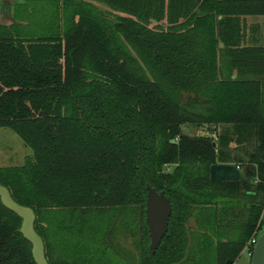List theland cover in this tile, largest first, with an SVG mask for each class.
<instances>
[{
  "label": "trees",
  "instance_id": "1",
  "mask_svg": "<svg viewBox=\"0 0 264 264\" xmlns=\"http://www.w3.org/2000/svg\"><path fill=\"white\" fill-rule=\"evenodd\" d=\"M17 1L27 27L0 20V129L32 155L0 184L34 210L48 263L236 262L264 231V21L249 24L264 0ZM203 126L222 131L184 135ZM216 164L240 180L212 182ZM148 187L172 206L155 253ZM21 226L0 199V264H36Z\"/></svg>",
  "mask_w": 264,
  "mask_h": 264
},
{
  "label": "water",
  "instance_id": "2",
  "mask_svg": "<svg viewBox=\"0 0 264 264\" xmlns=\"http://www.w3.org/2000/svg\"><path fill=\"white\" fill-rule=\"evenodd\" d=\"M220 47L223 44L220 42ZM184 135L194 138L189 133ZM176 143V141H172ZM210 177L212 182H238L241 178L240 170L233 164H216L211 167ZM0 199L4 207L15 213L21 220L20 233L32 245V256L36 264H49L46 258V249L43 238L37 233L35 225L37 216L33 209L18 204L12 197L10 191L0 184ZM172 206L170 199L165 192H157L148 187L146 201V223L148 225L153 253L157 251L163 239L166 237ZM229 264H232L230 261ZM251 264H264V232L260 234L257 244L254 246V253Z\"/></svg>",
  "mask_w": 264,
  "mask_h": 264
},
{
  "label": "rangeland",
  "instance_id": "3",
  "mask_svg": "<svg viewBox=\"0 0 264 264\" xmlns=\"http://www.w3.org/2000/svg\"><path fill=\"white\" fill-rule=\"evenodd\" d=\"M100 8L102 10H107L104 6H100ZM35 12L39 15V12L41 11L40 10L38 11L37 9ZM251 19H255L256 24H257V17H252ZM252 29L249 32V34L255 38L256 36H258L257 35L258 31L252 30ZM262 29H263L262 33L264 35V27ZM224 47L225 46L223 44V47H220V48L223 49ZM216 130L218 134L215 133ZM216 130L214 126L212 127L203 126L202 128H192V129L185 128L184 133H189L194 136H200V137H212L215 139L218 137L219 133L222 131V128L218 126ZM234 146L235 145H233V147ZM31 155H32L31 149L24 145L23 141L17 134H15L13 131L9 129H0V167L22 166L24 165L26 158ZM165 169L167 172H171L173 170V167L167 166ZM260 234L261 233L257 232L255 233L253 237L255 236L259 237ZM111 256L112 258L115 257L116 259V260L111 259L112 260L111 263L114 262V264H121L120 260H118L117 258L118 253L116 255H111ZM121 259L123 260L124 257H121ZM251 261L252 259L248 256V253L245 249L242 255L240 256V258L233 264H251Z\"/></svg>",
  "mask_w": 264,
  "mask_h": 264
},
{
  "label": "crops",
  "instance_id": "4",
  "mask_svg": "<svg viewBox=\"0 0 264 264\" xmlns=\"http://www.w3.org/2000/svg\"><path fill=\"white\" fill-rule=\"evenodd\" d=\"M23 4L21 1L17 0H0V20L5 25H11L13 23H18L19 25H22L23 27H27L28 23L21 21V20H15V12L19 5ZM249 18V24H255L256 20ZM264 18H257L258 22H263ZM264 45V40L262 42Z\"/></svg>",
  "mask_w": 264,
  "mask_h": 264
},
{
  "label": "built area",
  "instance_id": "5",
  "mask_svg": "<svg viewBox=\"0 0 264 264\" xmlns=\"http://www.w3.org/2000/svg\"><path fill=\"white\" fill-rule=\"evenodd\" d=\"M240 170V167H237ZM257 240H258V236H255L251 239V241L249 242L246 251L248 253V256L252 259L253 257V253H254V246L257 244Z\"/></svg>",
  "mask_w": 264,
  "mask_h": 264
},
{
  "label": "flooded vegetation",
  "instance_id": "6",
  "mask_svg": "<svg viewBox=\"0 0 264 264\" xmlns=\"http://www.w3.org/2000/svg\"><path fill=\"white\" fill-rule=\"evenodd\" d=\"M122 246H123V248H126V250L127 251H132L136 256H138V254H137V252H136V247H131L132 246V239H129V238H127V239H125V240H123V238H122Z\"/></svg>",
  "mask_w": 264,
  "mask_h": 264
}]
</instances>
